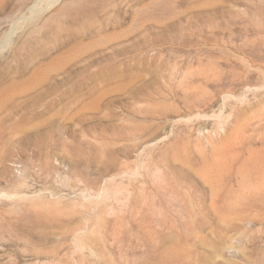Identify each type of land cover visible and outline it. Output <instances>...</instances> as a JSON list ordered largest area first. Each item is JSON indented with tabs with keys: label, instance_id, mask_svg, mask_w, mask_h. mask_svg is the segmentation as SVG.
I'll return each mask as SVG.
<instances>
[{
	"label": "rangeland",
	"instance_id": "obj_1",
	"mask_svg": "<svg viewBox=\"0 0 264 264\" xmlns=\"http://www.w3.org/2000/svg\"><path fill=\"white\" fill-rule=\"evenodd\" d=\"M0 264H264V0H0Z\"/></svg>",
	"mask_w": 264,
	"mask_h": 264
}]
</instances>
